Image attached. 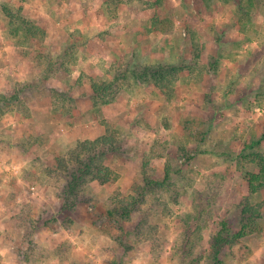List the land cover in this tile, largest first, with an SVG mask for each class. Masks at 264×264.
I'll return each instance as SVG.
<instances>
[{
    "label": "clouds",
    "instance_id": "obj_1",
    "mask_svg": "<svg viewBox=\"0 0 264 264\" xmlns=\"http://www.w3.org/2000/svg\"><path fill=\"white\" fill-rule=\"evenodd\" d=\"M0 264H264V0H0Z\"/></svg>",
    "mask_w": 264,
    "mask_h": 264
}]
</instances>
